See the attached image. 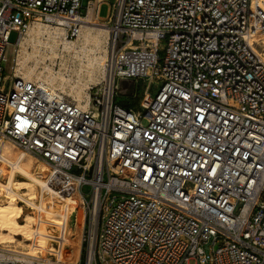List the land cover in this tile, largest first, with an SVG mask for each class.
Segmentation results:
<instances>
[{"label":"built area","instance_id":"2783aa9c","mask_svg":"<svg viewBox=\"0 0 264 264\" xmlns=\"http://www.w3.org/2000/svg\"><path fill=\"white\" fill-rule=\"evenodd\" d=\"M103 2L0 0V194L27 154L43 182L18 203L72 200L61 224H40L64 228L63 259L29 238L0 243V264H264V0H113L101 16ZM90 12L108 53L86 107L16 74L32 24L76 40ZM139 80L137 107L115 100Z\"/></svg>","mask_w":264,"mask_h":264},{"label":"bare ground","instance_id":"6f19581e","mask_svg":"<svg viewBox=\"0 0 264 264\" xmlns=\"http://www.w3.org/2000/svg\"><path fill=\"white\" fill-rule=\"evenodd\" d=\"M88 20L89 22L84 24L76 40L66 38L63 30L58 27L40 22L32 24L20 42L16 74L23 79L42 81L55 90L73 96L86 107L88 89L105 76L104 64L108 53L107 28L90 23L91 12ZM256 42L264 47V32L260 33ZM26 158L29 159L27 154H19L14 157L13 164L16 165L15 168L19 172H23L22 174L27 176V183L15 179L14 169L4 170L7 179L5 183L1 184L0 236H7L8 240L13 241L15 239L11 232L24 230L23 232L27 233L25 240L30 238L34 241L32 247L36 245V242L43 246L47 245L48 241L45 228L40 224L46 221L61 224L62 209L67 210L68 216L72 203L71 201L67 203L63 198L64 203H62L57 198L58 194L53 193L52 197L41 199L39 204L31 203L35 207L36 214H30L27 212L28 210L19 205L17 203L19 198H23L27 202L35 199L37 184L43 182L39 176L29 173L33 171L35 162L26 160ZM25 165L28 166V169L25 168ZM27 188L32 189L30 195L25 192ZM52 202L59 204L56 208L48 209L46 204ZM22 217L26 224L19 223L18 220ZM34 224L37 225L36 228L33 226ZM5 231L10 233H4ZM23 244L25 242L19 240V245L23 246ZM53 251L55 254L57 253L56 249Z\"/></svg>","mask_w":264,"mask_h":264},{"label":"rangeland","instance_id":"374dc122","mask_svg":"<svg viewBox=\"0 0 264 264\" xmlns=\"http://www.w3.org/2000/svg\"><path fill=\"white\" fill-rule=\"evenodd\" d=\"M111 2H113V0H104V2L102 3L101 8H100V14L102 16L107 15L108 10H109V4ZM92 24H94L96 26L103 27V26H101V25H99L97 23H92ZM16 39H17V33H15V32L11 33L10 38H9V41H10L11 44L8 46V48L6 50V55H5V58H6V63H5V66H4V73L5 74H11L12 73V67H13V64H14V57H15V48H16L15 42H16ZM258 46L260 47V52H263V56H264V47H262L261 45H258ZM146 85H147V82L145 80H139L137 82L127 83V85L124 86L121 89L120 93L116 96L115 100L117 102H119L120 104H122V105H130V104H132V105H135V107H137L142 102L143 98L145 97ZM154 92H155V87L151 86V88L149 90V93L153 94ZM36 165H37L36 163L33 164L32 170L34 172L37 171L34 168ZM25 168L28 169V166L25 165ZM33 171H30L29 173H34ZM23 176H25V175H23ZM24 178H20L18 176L15 177L16 180H20V181H23V182L27 183V176H25ZM20 191L22 192L23 190H20ZM25 192L30 195L32 193V189L31 188H27L25 190ZM61 198H63L67 203H70V201H72L71 198H65V197H62V196H61ZM17 203H18V200H17ZM18 204L21 205L20 203H18ZM58 204H59L58 202L47 203L46 207L48 209H53V208H56L58 206ZM21 206L23 207V205H21ZM23 208H26V207H23ZM64 210L65 209H62L63 213L67 212V210H65V211ZM27 212H29V211H27ZM30 214H32V213L30 212ZM66 216H67V214H66ZM18 221H19V223L26 224V222L24 220V217H22ZM23 231L24 230H22V231L21 230L12 231L11 233H12L14 239H15L13 241H11L10 239L8 240L7 236H4V235L1 234L2 236H0V243H2L4 245H7V246H10V247H14V246H17V247L20 246L21 247L22 245H19V240H20V241L25 242V244H23L22 248L26 247V244H28L30 242L28 241V238H27V240H25V237L27 236V233L23 232ZM4 233H10V232L9 231H5ZM45 234H46L47 241L50 240V239H54L57 242H59V248H56V250H57L56 255L63 259L64 256H65L63 248H64L65 241L67 240L66 239V233H65L64 229H60L59 232L56 233V234H52V233H49V232L45 231ZM73 243H74V241H73ZM32 248H35V247H32ZM84 259H85V252H84V256L82 257V264H84V261H85ZM190 264H195V261L194 260L190 261Z\"/></svg>","mask_w":264,"mask_h":264},{"label":"trees","instance_id":"16d2710c","mask_svg":"<svg viewBox=\"0 0 264 264\" xmlns=\"http://www.w3.org/2000/svg\"><path fill=\"white\" fill-rule=\"evenodd\" d=\"M125 106H128V107H129V106H130V107H133V106H135V105H132V104H130V105H125Z\"/></svg>","mask_w":264,"mask_h":264},{"label":"water","instance_id":"95a60500","mask_svg":"<svg viewBox=\"0 0 264 264\" xmlns=\"http://www.w3.org/2000/svg\"><path fill=\"white\" fill-rule=\"evenodd\" d=\"M126 82H122V85H124Z\"/></svg>","mask_w":264,"mask_h":264},{"label":"crops","instance_id":"0c3cea01","mask_svg":"<svg viewBox=\"0 0 264 264\" xmlns=\"http://www.w3.org/2000/svg\"><path fill=\"white\" fill-rule=\"evenodd\" d=\"M102 16V15H101Z\"/></svg>","mask_w":264,"mask_h":264}]
</instances>
